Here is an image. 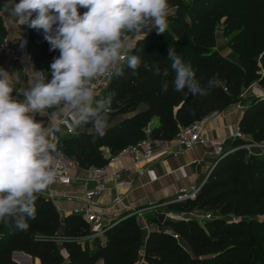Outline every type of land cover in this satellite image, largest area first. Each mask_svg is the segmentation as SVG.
<instances>
[{
  "label": "trees",
  "instance_id": "16d2710c",
  "mask_svg": "<svg viewBox=\"0 0 264 264\" xmlns=\"http://www.w3.org/2000/svg\"><path fill=\"white\" fill-rule=\"evenodd\" d=\"M5 3L0 0V11ZM169 3L175 10L163 34L144 29L143 39L133 36L137 43L127 55L141 60L136 74L126 60L121 61L117 67L123 75L113 73L99 97L111 99L104 134L91 123L75 127L72 134L56 132L58 152L79 168L107 165L111 156L143 139L147 129L153 139L171 140L180 128L238 104L239 130L264 144V95H245L261 76L259 64H264V0ZM84 11L80 9L81 14ZM26 27L31 59L50 81V65L59 51L50 50L43 30ZM217 27L229 38L235 56L218 51ZM5 35L0 15V41ZM168 48L192 67L202 87L214 78L218 85L204 96L187 88L175 91ZM157 67L160 75L154 73ZM164 81L167 92L162 91ZM240 143L234 140L224 155L212 161L193 199L167 204L168 211L185 216L159 222L148 232L136 216H129L106 230L103 238H93L90 246V226L81 217L61 216L49 199L36 195L35 216L26 218V230L0 222V264H16L11 258L14 251L37 258L40 264H264V155L249 153ZM192 210L208 212L210 217L198 221L187 216ZM21 260L22 255L17 261Z\"/></svg>",
  "mask_w": 264,
  "mask_h": 264
},
{
  "label": "clouds",
  "instance_id": "9594fccd",
  "mask_svg": "<svg viewBox=\"0 0 264 264\" xmlns=\"http://www.w3.org/2000/svg\"><path fill=\"white\" fill-rule=\"evenodd\" d=\"M3 8L19 25L43 30L50 50L59 51L50 65L51 80L42 71L31 72L18 95H13L18 73L13 76L0 67V222H11L23 231L28 227L26 218L35 216L36 194L56 177L54 163L60 153L53 140L59 131L58 117L70 116L74 128L91 123L103 135L111 99L97 100L92 81L123 75L117 67L122 60L135 75L141 60L127 55L137 43L133 36L143 39L144 29L163 34L175 6L169 0H6ZM167 58L175 73V91L187 88L204 96L218 85L214 78L202 87L174 49L168 48ZM154 73L161 74L159 67ZM162 74L166 77L168 69ZM168 87L164 81L162 91ZM37 114L47 115L49 126L37 121Z\"/></svg>",
  "mask_w": 264,
  "mask_h": 264
},
{
  "label": "crops",
  "instance_id": "0c3cea01",
  "mask_svg": "<svg viewBox=\"0 0 264 264\" xmlns=\"http://www.w3.org/2000/svg\"><path fill=\"white\" fill-rule=\"evenodd\" d=\"M16 2L18 3L19 0H16ZM0 15L6 30L5 37L13 46L20 40H27V27L19 25L10 11L3 9ZM133 39L135 40V38ZM0 63L2 68L13 76L18 73V79L15 83L17 92H14L16 95H18L20 89L27 87L31 72H38L31 59L29 50L0 58ZM96 99L99 100V98ZM240 114L241 107L237 105L217 113L206 123L209 136L216 140L222 139L225 135V125L230 123L237 124ZM62 116L64 115L62 114L59 117ZM44 126L47 127L49 125ZM58 133L63 134V128H59ZM105 152H108L107 149H105ZM213 160L214 157L210 156L202 146H195L176 156L163 154L158 149L150 162L142 160L131 163L129 155L117 156L109 161L105 168L108 174L123 168L124 171H122L121 178L114 180L113 176L108 175L104 179L106 187L95 197V202L101 207L109 206L108 210L117 214H124L130 208L138 205H147L161 200L166 202L174 198L181 190H189L192 186L200 184ZM145 167L154 169L157 176L155 181L150 182L148 180L144 173ZM73 174L79 177L87 176L86 171L80 168H76ZM36 195L49 199L60 215L64 216L69 214L72 208L81 205V201L84 198V186L80 181L69 186H48L44 191ZM117 196H120L121 202L113 204ZM163 214L170 215V213ZM148 226L149 230L152 229L149 223ZM22 256H24V260L19 263L17 261L19 256L17 255L14 262L16 264H40L37 258L26 257L25 254H22Z\"/></svg>",
  "mask_w": 264,
  "mask_h": 264
},
{
  "label": "built area",
  "instance_id": "2783aa9c",
  "mask_svg": "<svg viewBox=\"0 0 264 264\" xmlns=\"http://www.w3.org/2000/svg\"><path fill=\"white\" fill-rule=\"evenodd\" d=\"M27 51V40H20L15 46H13L6 37H3L0 41V58L8 57L13 53H23ZM112 75L98 77L92 81L91 86L96 92L95 98H99L107 89ZM13 95L16 94L14 93ZM237 106L241 107L239 104ZM216 114L217 113H213L199 121L192 122L191 124L180 128L177 135L171 140L153 139L149 136V130L147 129L145 132L146 136L143 139L139 140L133 145L124 147L117 154L111 156L109 161L113 160L117 156L126 154L129 155L131 163H136L142 160L150 162L154 157L155 151L158 149L161 150L163 154L176 156L192 149L195 146L204 147L206 152L215 159L224 155L229 150L227 147H225V142L229 141L231 143L234 140H240L241 143L239 146L245 148L249 153L264 155V144L251 140L249 136L239 130L237 124L235 123L225 125V135L222 137V139L216 140L211 138L207 132L206 123ZM36 119L37 121L42 122L44 125H49L47 115L39 116V114H37ZM58 120L60 121L59 128H63V134H72L75 132V128L72 126V119L70 116L64 115L59 117ZM56 141L57 133L55 132L53 142L56 143ZM105 166L89 167L84 169L87 173L86 177L74 176L73 171L76 168H79L76 162L72 158L60 153L59 156H56L54 163L56 177L53 183L49 186H69L75 184L77 181L82 182L84 186V198L81 201V205L79 207L72 208L69 213L81 217L89 226H96L93 228V232L91 231V233L87 236V240L96 237L103 238V233L106 230L117 224L118 221L135 214V216L141 221L142 227L148 231L149 226L141 210L117 214L115 212L109 211V206L101 207L96 204L95 197L99 195L106 187L104 179L108 175H111L113 176L114 180H119L121 178L122 171H124L123 168H119L108 174ZM144 173L150 182H153L157 179L153 168L145 167ZM204 179L200 184L192 186L189 190H181L173 199L168 200L163 204L167 205L173 202L193 199L196 196ZM120 202L121 198L120 196H117L114 199L113 204H118ZM187 215H190V213H187ZM208 217H210L208 212H205L203 215L197 217L194 216V218H196L198 221H202ZM174 237L176 238L177 236L174 235ZM135 264L139 263L136 262Z\"/></svg>",
  "mask_w": 264,
  "mask_h": 264
},
{
  "label": "rangeland",
  "instance_id": "374dc122",
  "mask_svg": "<svg viewBox=\"0 0 264 264\" xmlns=\"http://www.w3.org/2000/svg\"><path fill=\"white\" fill-rule=\"evenodd\" d=\"M215 36H216L218 51L224 56H235L231 50V47L228 45L229 38L224 37L221 33V30L218 27L215 31ZM259 66H261V64H259ZM261 72H262V69H261ZM256 89H257V85H256V82H254L245 91V95H249V94L258 95ZM258 96H260V95H258ZM241 108H242V106H241ZM229 146H230V142L227 141L225 147L228 148ZM164 202L165 201L161 200V201H157L155 203H151V204H147V205L134 206L126 212H134V211L141 210L142 214L145 217V220L147 221V223H149L151 225L150 227H152V228L156 227L159 222H163L166 219H169V218L178 219V218L185 216V213H182V212L168 211L167 205L163 204ZM163 213H170V215H166ZM188 213H190V215H187V216H191L194 218V216L197 217V216L203 215L205 212L200 211V210H192ZM135 215H133V216H135ZM95 227H96L95 225L90 226V233L92 230H94L93 228H95ZM143 230H145V228H143ZM88 243L91 244L90 246H92V244H93L92 239H88ZM97 264H99V263H97Z\"/></svg>",
  "mask_w": 264,
  "mask_h": 264
},
{
  "label": "water",
  "instance_id": "95a60500",
  "mask_svg": "<svg viewBox=\"0 0 264 264\" xmlns=\"http://www.w3.org/2000/svg\"><path fill=\"white\" fill-rule=\"evenodd\" d=\"M260 67H261V69H262V72H261V76H260V78L256 81V85H257V88H258V90H259L258 95L262 96V95H264V64H261ZM22 254H25L26 257L29 256L28 254H26V253H24V252H21V251H14V252H12V254H11V258H12L13 261H15L16 256H17V255L21 256ZM98 263H100V261H99Z\"/></svg>",
  "mask_w": 264,
  "mask_h": 264
},
{
  "label": "bare ground",
  "instance_id": "6f19581e",
  "mask_svg": "<svg viewBox=\"0 0 264 264\" xmlns=\"http://www.w3.org/2000/svg\"><path fill=\"white\" fill-rule=\"evenodd\" d=\"M256 91H257V93H259V90H258V88L256 89Z\"/></svg>",
  "mask_w": 264,
  "mask_h": 264
}]
</instances>
